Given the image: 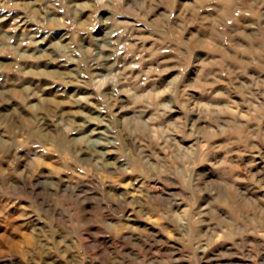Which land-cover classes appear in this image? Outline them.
<instances>
[{
    "label": "clouds",
    "instance_id": "clouds-1",
    "mask_svg": "<svg viewBox=\"0 0 264 264\" xmlns=\"http://www.w3.org/2000/svg\"><path fill=\"white\" fill-rule=\"evenodd\" d=\"M0 264H264V0H0Z\"/></svg>",
    "mask_w": 264,
    "mask_h": 264
},
{
    "label": "rangeland",
    "instance_id": "rangeland-1",
    "mask_svg": "<svg viewBox=\"0 0 264 264\" xmlns=\"http://www.w3.org/2000/svg\"><path fill=\"white\" fill-rule=\"evenodd\" d=\"M7 23V22H6Z\"/></svg>",
    "mask_w": 264,
    "mask_h": 264
}]
</instances>
